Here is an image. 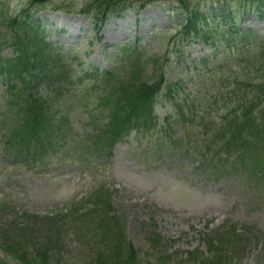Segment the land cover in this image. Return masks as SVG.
<instances>
[{
	"label": "rangeland",
	"instance_id": "374dc122",
	"mask_svg": "<svg viewBox=\"0 0 264 264\" xmlns=\"http://www.w3.org/2000/svg\"><path fill=\"white\" fill-rule=\"evenodd\" d=\"M90 1L48 0L45 5L35 4L41 6L36 7L31 0H0V13L9 18L28 7L32 18H37L48 31L52 46L70 56L76 72L93 65L102 69L115 66L123 54L118 45L136 39L148 56L158 60V70L166 73L168 82L178 83L177 88L172 85L171 97H162L156 105L159 120L167 116L173 125L170 130L148 132L139 142L132 132L115 145L109 161L95 157L86 165L79 158L65 161L53 157L49 167L27 169L18 164L6 169L11 179H0V203L8 200L16 208L9 212L0 206V225L16 222L22 226L24 212L39 217L57 214L60 239L50 247L55 258H60L61 264H94L92 248L81 243L76 234L79 217L65 210L83 208L86 196L103 184V192L112 193L114 207L124 220L126 237L142 251L147 249L142 219L148 213L154 215L157 230L170 240L168 264H182L188 250L197 248V254L198 250L205 251L203 236L223 223L248 228L255 235L238 264H264V191L252 184L255 179L229 173L225 163L220 167L224 173L210 179L201 172L194 156L168 157L156 147L161 145L156 139L173 133L178 142L202 148L203 126L214 124L225 109L254 96L258 73L248 60L254 54L256 40L264 38V3L189 0L191 4L199 3L209 20V29H228L226 20L219 15L227 7L225 13L235 17L241 32H251L236 37L229 47L220 40L213 45L199 40L174 43V31L184 17L178 8L179 0H128L125 4L132 6L119 15H111L97 34L90 23L91 16L82 12ZM257 2L261 3L259 8ZM1 53L13 55L10 47L2 48ZM146 70L156 68L149 65ZM5 85L0 76V92ZM176 101L184 107L182 112H173ZM73 109L74 125H84L85 113L78 107ZM218 161L215 159L213 164ZM35 224L36 229L43 227V222ZM0 256H4L1 248Z\"/></svg>",
	"mask_w": 264,
	"mask_h": 264
},
{
	"label": "trees",
	"instance_id": "16d2710c",
	"mask_svg": "<svg viewBox=\"0 0 264 264\" xmlns=\"http://www.w3.org/2000/svg\"><path fill=\"white\" fill-rule=\"evenodd\" d=\"M127 1L92 0L82 11L92 14L99 30L109 14L132 6L125 4ZM178 2L184 12L179 33L184 38L198 35L207 25V16L189 0ZM1 28L10 34L8 43ZM204 35L208 40L217 36L227 43L243 36L238 30L222 29L213 36L206 30ZM6 44H10L15 55H0V74L7 80L6 89L0 94V171L7 172L0 174L3 182L11 179L6 169L18 164L35 169L49 166L53 157L65 161L79 158L86 165L95 157L108 159L113 145L131 131L139 137L159 126L154 104L165 82L163 72L158 70V60L144 54L138 46L122 48L127 54L120 57L115 70L90 67L76 72L67 62L69 57L56 52L23 13L0 19V49ZM248 63L258 73L254 87L257 91L250 100L225 109L217 126L207 124L206 144L201 145L198 161L208 177L224 173L220 167L225 163L229 173L251 176L254 185L264 191V40L255 46ZM149 65L156 70L148 72ZM74 107L86 113V123L81 127L72 125ZM171 123L165 130L171 129ZM161 145L167 146L171 154L190 151L171 134L161 140ZM215 159L219 161L213 164ZM110 196L97 186L86 196L87 206L68 209L73 217H79L76 234L81 243L92 248L94 264H168L170 240L156 230L154 217L142 219L147 243L146 251H142L126 237L124 220L112 208ZM0 206L9 212L16 208L8 200ZM24 215L22 226L16 222L0 225V248L4 254L0 264H61L50 248L60 239L57 214ZM36 222H43V227L36 229ZM251 238L246 230L238 231L236 225L225 224L203 236L207 254L201 250L198 254L186 251L182 264H238Z\"/></svg>",
	"mask_w": 264,
	"mask_h": 264
}]
</instances>
